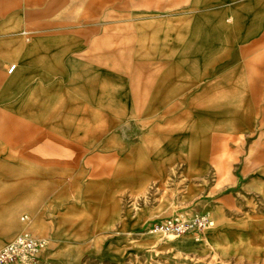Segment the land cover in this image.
Here are the masks:
<instances>
[{"label": "rangeland", "instance_id": "1", "mask_svg": "<svg viewBox=\"0 0 264 264\" xmlns=\"http://www.w3.org/2000/svg\"><path fill=\"white\" fill-rule=\"evenodd\" d=\"M0 1L35 44L16 70L56 68L21 90L53 88L35 171L57 139L46 223L20 212L0 248L28 232L48 246L24 264H264V0ZM201 214L199 239L149 231Z\"/></svg>", "mask_w": 264, "mask_h": 264}, {"label": "crops", "instance_id": "2", "mask_svg": "<svg viewBox=\"0 0 264 264\" xmlns=\"http://www.w3.org/2000/svg\"><path fill=\"white\" fill-rule=\"evenodd\" d=\"M31 19L34 21V17ZM20 20V14L14 10L11 2L2 4L0 1V219L12 223L11 230L9 228L2 233L0 242L12 235V228L18 230L22 211L36 213L43 207L44 216L37 219L46 223L45 213L47 206L51 205V142L57 141L48 134V149L45 146L42 160L39 161L44 164L43 169L35 171V146H30L29 142L34 137L35 116L46 114L37 112L34 106L35 88L46 93H51L53 88L28 86L27 98L22 99L21 90L25 89V78L36 76L40 80H51L56 68L48 70L50 75L34 69L32 72L28 71L29 75L26 77L19 69L16 70L35 60V44L28 35V29L20 30ZM31 21L29 16V22ZM26 49L28 54H24ZM38 61L43 62L44 59ZM13 64L14 70L8 73V68ZM60 71L58 70L62 73ZM76 74L84 79L90 72L78 70ZM77 75L75 76L78 78ZM256 182L264 185V181H256L254 178L253 184Z\"/></svg>", "mask_w": 264, "mask_h": 264}, {"label": "built area", "instance_id": "3", "mask_svg": "<svg viewBox=\"0 0 264 264\" xmlns=\"http://www.w3.org/2000/svg\"><path fill=\"white\" fill-rule=\"evenodd\" d=\"M15 65H11L7 72L11 73ZM24 218H27L25 216ZM212 224L208 215H197L191 220L169 218L150 223L149 230L153 233L180 235L194 232L199 239L202 231ZM48 246V239L38 238L28 232L19 233L13 240L0 248V264H24L35 261L40 253Z\"/></svg>", "mask_w": 264, "mask_h": 264}, {"label": "bare ground", "instance_id": "4", "mask_svg": "<svg viewBox=\"0 0 264 264\" xmlns=\"http://www.w3.org/2000/svg\"><path fill=\"white\" fill-rule=\"evenodd\" d=\"M150 231V230H149Z\"/></svg>", "mask_w": 264, "mask_h": 264}]
</instances>
